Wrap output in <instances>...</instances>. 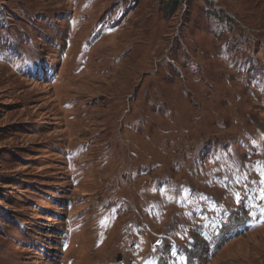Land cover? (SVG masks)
<instances>
[{"label":"rangeland","instance_id":"rangeland-1","mask_svg":"<svg viewBox=\"0 0 264 264\" xmlns=\"http://www.w3.org/2000/svg\"><path fill=\"white\" fill-rule=\"evenodd\" d=\"M170 1L0 0V264H149L157 235L166 251L201 241L192 222L221 211L220 187L249 186L244 168L264 162V0ZM39 60L55 78L29 69ZM227 230L188 260L264 264V223Z\"/></svg>","mask_w":264,"mask_h":264},{"label":"trees","instance_id":"trees-1","mask_svg":"<svg viewBox=\"0 0 264 264\" xmlns=\"http://www.w3.org/2000/svg\"><path fill=\"white\" fill-rule=\"evenodd\" d=\"M182 1H183V0H171V1H170V4H171V5H170L168 11H169V12H170V10L173 11L174 8H175V6H178V5H181V4H182ZM189 1H191V0H189ZM172 3H173V5H172Z\"/></svg>","mask_w":264,"mask_h":264},{"label":"snow or ice","instance_id":"snow-or-ice-1","mask_svg":"<svg viewBox=\"0 0 264 264\" xmlns=\"http://www.w3.org/2000/svg\"><path fill=\"white\" fill-rule=\"evenodd\" d=\"M262 176H264V174H262ZM261 182L264 183V179H262ZM261 198L264 199V191H262V193H261ZM261 211L264 212V209H262Z\"/></svg>","mask_w":264,"mask_h":264}]
</instances>
